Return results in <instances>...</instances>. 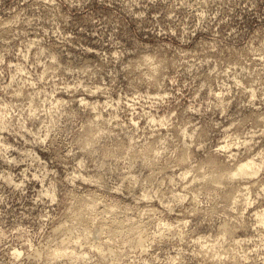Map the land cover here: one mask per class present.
<instances>
[{"label":"rangeland","instance_id":"obj_1","mask_svg":"<svg viewBox=\"0 0 264 264\" xmlns=\"http://www.w3.org/2000/svg\"><path fill=\"white\" fill-rule=\"evenodd\" d=\"M0 264H264V0H0Z\"/></svg>","mask_w":264,"mask_h":264},{"label":"bare ground","instance_id":"obj_2","mask_svg":"<svg viewBox=\"0 0 264 264\" xmlns=\"http://www.w3.org/2000/svg\"><path fill=\"white\" fill-rule=\"evenodd\" d=\"M82 101H84L83 99H81ZM80 103H81V101H80ZM254 173H257V169H256V165H255V163H254V161L252 160V161H245L244 163H241V165L238 167V168H236L235 169V172H230V174H228L227 175V179L229 180V184H230V182H235V180L237 179H239V182H241L240 181V179L242 180H244L245 178H247V180L248 181H250L248 178H250V179H254ZM253 174V175H252ZM253 177V178H252ZM225 178H226V176H225ZM236 180V181H237ZM244 181H246V180H244ZM243 181V182H244ZM254 181V180H253ZM241 191V190H240ZM242 195H243V193H241ZM240 194V195H241ZM238 196V195H237ZM244 196V195H243ZM236 198V197H235ZM238 198V197H237ZM241 198V197H240ZM80 207H79V210L78 211H80ZM83 209V208H82ZM75 211H77V210H75ZM89 210H86V213L88 212ZM79 213V212H78ZM77 213V214H78ZM76 214V215H77ZM80 214V217H82V213L80 212L79 213ZM84 214V213H83ZM257 216H259V215H257ZM109 221V220H108ZM111 221V220H110ZM116 222H118V221H116ZM116 222H112V228L113 229H115V231H124V227L122 228L123 230H120L121 228H120V226L116 223ZM106 223H108V222H106ZM110 223V222H109ZM108 223V226L111 224H109ZM119 223V222H118ZM120 225H121V223H119ZM111 226V225H110ZM122 227V226H121ZM114 231V230H113ZM114 231V232H115ZM138 236V235H137ZM136 237V236H135ZM106 244V243H105ZM73 248L71 247V250H72ZM68 252H71V251H68ZM67 252V253H68ZM72 252L74 253L75 251H73L72 250ZM101 252H103V251H101ZM65 253L66 255H70L71 253ZM15 254H17V255H19L20 254V251H18V250H16L15 251ZM72 255V254H71Z\"/></svg>","mask_w":264,"mask_h":264}]
</instances>
